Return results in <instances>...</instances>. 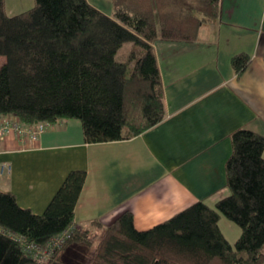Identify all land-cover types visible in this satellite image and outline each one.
I'll use <instances>...</instances> for the list:
<instances>
[{"label":"trees","instance_id":"trees-1","mask_svg":"<svg viewBox=\"0 0 264 264\" xmlns=\"http://www.w3.org/2000/svg\"><path fill=\"white\" fill-rule=\"evenodd\" d=\"M218 13L219 0H113L111 15L88 0H34L9 15L0 0V119L16 116L25 126L76 119L87 143L137 136L165 117L153 42L193 41ZM125 43L128 51L118 53ZM250 60L233 54L235 75ZM231 145L226 196L214 206L193 202L146 229L135 227L130 210L99 237L76 227L83 169L67 173L40 214L0 190V226L40 248L64 236L49 255H37L0 234V264H264V134L240 128ZM220 213L241 228L234 245L220 230Z\"/></svg>","mask_w":264,"mask_h":264},{"label":"crops","instance_id":"crops-1","mask_svg":"<svg viewBox=\"0 0 264 264\" xmlns=\"http://www.w3.org/2000/svg\"><path fill=\"white\" fill-rule=\"evenodd\" d=\"M88 1L112 14L113 0ZM153 47L165 103L160 122L132 138L97 143L84 141L76 119L51 123L35 140L6 133L0 190L40 214L67 173L83 169L74 207V224L82 228L93 219L109 225L130 210L135 227L146 229L193 202L214 205L226 196L231 134L240 128L264 134V0H219L217 17L202 24L195 40ZM241 51L251 60L237 76L230 57Z\"/></svg>","mask_w":264,"mask_h":264},{"label":"built area","instance_id":"built-area-1","mask_svg":"<svg viewBox=\"0 0 264 264\" xmlns=\"http://www.w3.org/2000/svg\"><path fill=\"white\" fill-rule=\"evenodd\" d=\"M51 123L49 122H37L33 126H25L23 125L20 120L16 116H5L0 119V137L4 136L6 133L14 131L19 136H27L32 140L37 139L42 132H44ZM72 228L66 230L67 232L65 235H68V231ZM0 234H5L10 237L16 238L20 243L24 246V249L28 252H32L33 254L37 255H49L54 247L60 246L64 241V236H57L52 239L47 246L38 247L32 243H28L24 238L20 235H16L15 233L9 232L2 226H0ZM66 235V236H67Z\"/></svg>","mask_w":264,"mask_h":264},{"label":"rangeland","instance_id":"rangeland-1","mask_svg":"<svg viewBox=\"0 0 264 264\" xmlns=\"http://www.w3.org/2000/svg\"><path fill=\"white\" fill-rule=\"evenodd\" d=\"M18 2L22 3V4L24 3L25 5H21ZM4 3H5V7H6L5 9L8 12H10L14 8L20 9L23 6L26 9H28L34 3V0L32 1V3H30V0H5ZM159 41H167L168 42V41H171V40L157 38L154 42H155L156 45H159ZM129 46H130L129 43L123 44L119 48L118 53L127 52L128 49H129ZM116 57H117V60H121V58L118 57V54H117ZM3 61H4V57L0 56V64ZM211 206H214V205L211 204ZM100 223H101V227H99V228H97V226L95 224L93 225V223H90V225H89L92 229H94V230L96 229L98 237L100 236L101 230L105 228L101 221H100ZM218 225L220 227V230L224 234V236L229 240V242L232 245H234V242L236 241V239L238 238V236L241 233V228L239 227V225L236 224L235 222H233L232 220L228 219L222 213H220L219 220H218ZM72 260H74V259H72ZM73 263L74 264H81V259L80 260H74Z\"/></svg>","mask_w":264,"mask_h":264}]
</instances>
